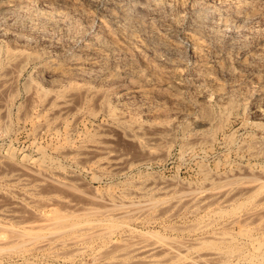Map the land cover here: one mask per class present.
<instances>
[{"label":"rangeland","instance_id":"rangeland-1","mask_svg":"<svg viewBox=\"0 0 264 264\" xmlns=\"http://www.w3.org/2000/svg\"><path fill=\"white\" fill-rule=\"evenodd\" d=\"M163 3L167 4L166 8ZM50 7L57 13L54 21L60 22V27L44 26L43 35L33 32L28 37L31 43L24 45L14 46L0 36L3 48L16 47L37 56L29 61L18 81L19 94L9 110L6 127L0 132L1 156L10 152L12 160H29L35 169L53 171L60 178H76L88 191L112 198L124 196L148 179L201 186L205 182V173L222 175L239 167H249L254 172L264 170V118L253 111L251 102L236 101L240 92L251 91L257 82L264 81V58L261 57L258 63L254 61L264 43V0H53ZM196 9L209 12L202 20L201 29H196L190 22ZM116 25L124 27L125 31H117ZM222 25H225L224 30H221ZM183 35H191L196 40L203 62L195 61L188 53H167L154 43L159 38L167 46L180 48ZM99 40L109 48L94 47L98 49L101 64L97 75L89 80L73 79L60 87L61 96L76 105V110L66 117L54 113L60 98L54 99L46 108H29L33 99L24 86L34 77L43 88L45 102L50 98L52 87L44 77L51 72L37 73L42 65L64 68L75 55L79 59L90 58L93 55L85 47H92ZM177 60H182L183 65H174ZM174 69L180 77L179 89L172 85ZM199 69L206 70L209 75L208 82L202 87L193 79ZM107 78H116L117 82L109 85L105 82ZM129 81L143 84L145 88L150 87L146 85L147 81L166 86L167 94L157 93L154 97L160 102L159 107L152 108L156 112L145 108L146 104L137 111L136 121H145V128L155 129L151 122L154 118L167 119L173 99L178 98L193 113L212 118L205 132L209 143L187 149L184 130L179 127L165 154L135 162L116 174L106 173L99 160L82 157L86 142L97 139L99 132L114 126L105 111L103 94L107 96L116 84ZM86 85L90 87L87 92ZM223 91H230L236 99L232 108L216 106L217 94ZM112 143L132 159L142 156L133 143L122 141L116 135ZM52 190L51 186L40 187L42 193ZM10 196L9 186L0 179V204L10 202ZM42 199L37 203L40 204ZM237 200L245 209L255 198L244 195ZM31 210L35 212V208ZM31 210L18 208L22 217L32 216ZM209 211L210 208L195 213L183 210L177 215L157 218L149 213L130 221V225L141 231L186 238L197 233L194 227L213 218L208 231L221 230L235 236L238 225L223 228L222 220L213 217ZM261 223L246 225L245 234L256 232ZM255 236L264 240V231ZM117 237V233L113 235V239ZM248 249L243 245L244 252ZM22 250L21 243L0 245V264H104L111 259L109 256L95 259L98 256L95 250L92 251L94 254L67 249Z\"/></svg>","mask_w":264,"mask_h":264},{"label":"bare ground","instance_id":"bare-ground-1","mask_svg":"<svg viewBox=\"0 0 264 264\" xmlns=\"http://www.w3.org/2000/svg\"><path fill=\"white\" fill-rule=\"evenodd\" d=\"M51 1L0 0V36L14 46L24 45L31 43L28 37L33 32L43 35L44 26L60 27L61 23L54 21V14L57 13L51 9ZM163 4L166 8L167 4ZM208 15L207 10L196 9L190 22L196 29H201L202 20ZM115 29L125 31L119 25ZM224 29L225 25H222L221 30ZM127 35L131 36L130 33ZM180 39V48L167 46L159 38L154 43L167 53H188L195 61L203 62L196 40L191 35H183ZM96 45L109 48L104 41L99 40L92 47H85L93 55L90 58L79 59L75 55L64 68L42 65L37 73L42 75L51 72L44 77L52 87L50 98L45 102L43 88L34 77L24 86L33 99L29 108H46L51 106L54 99L60 98L54 113L66 117L72 110H76V105H71L68 98L61 96L60 87L73 79L89 80L97 75L101 64L98 49H94ZM261 57L264 58V43L254 61L258 63ZM36 58V55L16 47L3 48L0 44V132L6 127L9 110L19 94L18 81L29 61ZM176 63L174 65H183L184 62L177 60ZM193 79L202 87L208 82L209 75L206 70L199 69ZM171 80L173 87H181L176 69L171 73ZM105 82L112 85L117 81L116 78H107ZM262 82H257L258 85L251 91L240 92L237 100L230 91L219 92L215 104L225 109L232 108L236 101L251 102L253 111L264 118ZM146 85L150 87L145 88L143 84L129 81L123 85L116 84L107 96L103 94L105 111L114 126L99 132L97 139L86 142L82 148V157L99 160L106 173H120L135 162L153 159L159 153L165 154L179 127L184 130L187 149L202 147L210 141L205 132L212 118L193 113L178 98L173 99L167 119L151 120L155 129L148 130L144 126L145 121H136L137 111L144 104L148 110L156 105L159 107L160 102L154 98L155 95L167 94L166 86L162 83L147 81ZM89 90V85H86L85 92ZM115 135L122 141L133 143L142 156L132 159L126 151L113 145ZM11 156L10 152L5 156L0 155V179L9 186L11 195L10 202L0 204V245L21 243L23 252L67 249L90 253L95 250L98 253L95 259L101 256L111 258L104 264H264V240L258 236L253 237L264 231V170L254 172L249 167H239L222 175L205 173V182L201 186H190L173 180L148 179L124 196L112 198L88 191L76 178H60L53 171L33 168L29 160L15 161ZM45 185L54 190L40 192V187ZM59 191L64 194L57 193ZM244 195H254L255 198L245 209L237 200ZM40 198L43 199L38 204ZM21 206L29 210L35 208V212L31 210L32 216L22 217L18 211ZM42 208L46 211L43 212ZM207 208H210L213 217L222 220L223 228L238 225L235 236L221 230L208 231L212 227L213 218L194 227L197 233L186 238L156 231H141L130 225V221L149 213L157 218L177 215L183 210L195 213ZM255 222L261 223L258 230L245 234V226ZM116 233L118 237L113 239ZM243 245L250 249L244 252Z\"/></svg>","mask_w":264,"mask_h":264}]
</instances>
